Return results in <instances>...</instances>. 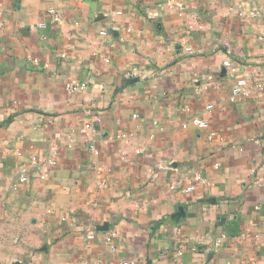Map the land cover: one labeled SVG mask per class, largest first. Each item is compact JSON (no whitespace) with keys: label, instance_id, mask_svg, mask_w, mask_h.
Returning a JSON list of instances; mask_svg holds the SVG:
<instances>
[{"label":"crops","instance_id":"crops-1","mask_svg":"<svg viewBox=\"0 0 264 264\" xmlns=\"http://www.w3.org/2000/svg\"><path fill=\"white\" fill-rule=\"evenodd\" d=\"M123 263L264 264V0H0V264Z\"/></svg>","mask_w":264,"mask_h":264},{"label":"built area","instance_id":"built-area-1","mask_svg":"<svg viewBox=\"0 0 264 264\" xmlns=\"http://www.w3.org/2000/svg\"><path fill=\"white\" fill-rule=\"evenodd\" d=\"M47 13L52 17V20L54 22L59 21V16L54 9H48ZM116 14H120V11H117ZM100 34L106 35L107 32L105 30H102L100 32ZM186 50H188V48ZM223 66L233 69L231 62L228 59L223 61ZM134 73L138 74V70H135ZM67 86H68V89L72 90V91H77L81 88L80 84H69ZM248 91H249V89H248L247 79L244 76H240L236 79L234 85L231 88L229 99H230V101H236V100L240 99L241 97L246 96L248 94ZM210 107L211 106H208V108H210ZM184 111H189V108L185 107ZM134 116H136V115H134ZM192 123L199 128H208L209 127L208 122L206 120H203L200 118H193ZM88 126L89 125H86V127H88ZM212 135H214V132L210 131V136H212ZM90 150L94 153H97V150L95 149L94 146H90ZM56 155H57L56 151L51 150L50 155L46 160L47 164L55 165ZM28 177L29 176H28L27 171L25 169H22L20 172V175L18 177V182L19 183H25L28 180ZM200 180H202L201 175L195 174L193 181L199 182ZM193 190H194V184L190 183L189 185H187L186 191H193ZM115 236H116V233L114 231H108L107 234H105V236H104L105 243H107L111 249H114V244L111 241L113 240V238ZM88 238H93V234H89ZM123 264H126V263H123Z\"/></svg>","mask_w":264,"mask_h":264},{"label":"water","instance_id":"water-1","mask_svg":"<svg viewBox=\"0 0 264 264\" xmlns=\"http://www.w3.org/2000/svg\"><path fill=\"white\" fill-rule=\"evenodd\" d=\"M135 79V81H137V78H134Z\"/></svg>","mask_w":264,"mask_h":264}]
</instances>
